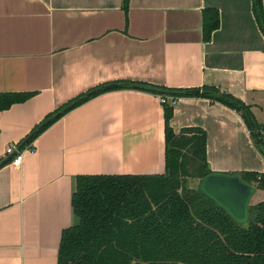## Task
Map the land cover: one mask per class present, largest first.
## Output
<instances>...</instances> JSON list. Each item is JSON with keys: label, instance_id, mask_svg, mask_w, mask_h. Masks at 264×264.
Listing matches in <instances>:
<instances>
[{"label": "crops", "instance_id": "1", "mask_svg": "<svg viewBox=\"0 0 264 264\" xmlns=\"http://www.w3.org/2000/svg\"><path fill=\"white\" fill-rule=\"evenodd\" d=\"M207 8L220 24L205 43ZM121 80L215 87L249 108L264 143V36L252 0H128L126 16L123 0H0V94H34L0 111V163L48 114ZM169 125L205 132L211 173L264 172L240 114L222 104L179 98ZM163 172L159 96L115 90L74 108L22 150L19 167L0 165V264H57L76 177Z\"/></svg>", "mask_w": 264, "mask_h": 264}, {"label": "trees", "instance_id": "2", "mask_svg": "<svg viewBox=\"0 0 264 264\" xmlns=\"http://www.w3.org/2000/svg\"><path fill=\"white\" fill-rule=\"evenodd\" d=\"M127 9L128 0H123L125 16ZM252 11L264 36L262 0H252ZM201 19L202 39L207 43L219 28V13L207 8L202 11ZM127 89L161 98L164 172L154 176L76 177L71 196L74 222L61 231L57 264H264V199L248 207L246 223L234 221L200 191L199 185H190L211 174L206 159L205 132L199 128H183L175 133L169 125L179 98L217 102L240 114L257 151L264 158L262 135L249 108L215 87L169 89L127 80L101 84L48 114L42 122L49 121L48 124L26 147L74 108L101 94ZM150 89L161 90L163 94ZM33 96V93L0 94V111ZM233 175L264 192V172L242 171Z\"/></svg>", "mask_w": 264, "mask_h": 264}, {"label": "water", "instance_id": "3", "mask_svg": "<svg viewBox=\"0 0 264 264\" xmlns=\"http://www.w3.org/2000/svg\"><path fill=\"white\" fill-rule=\"evenodd\" d=\"M156 94L162 95L163 91L153 90ZM58 114L55 115V118ZM250 126L254 128V123L247 116ZM49 121L42 123L36 131L27 136L18 146L17 150L22 151L32 137L44 128ZM255 134L254 139L257 141ZM14 155H10L5 161L0 163H9ZM200 191L213 200L218 206L223 208L226 213L237 223L243 224L248 219V207L261 201L258 190L250 184L241 181L237 175L215 174L211 173L204 177L199 184Z\"/></svg>", "mask_w": 264, "mask_h": 264}, {"label": "built area", "instance_id": "4", "mask_svg": "<svg viewBox=\"0 0 264 264\" xmlns=\"http://www.w3.org/2000/svg\"><path fill=\"white\" fill-rule=\"evenodd\" d=\"M5 152L8 156L14 155L10 161V164L13 167H19L22 160V151H18L16 146H9Z\"/></svg>", "mask_w": 264, "mask_h": 264}, {"label": "rangeland", "instance_id": "5", "mask_svg": "<svg viewBox=\"0 0 264 264\" xmlns=\"http://www.w3.org/2000/svg\"><path fill=\"white\" fill-rule=\"evenodd\" d=\"M192 183V182H191Z\"/></svg>", "mask_w": 264, "mask_h": 264}]
</instances>
